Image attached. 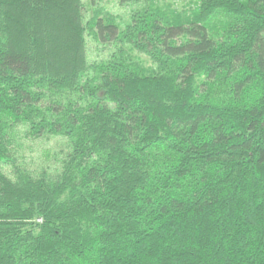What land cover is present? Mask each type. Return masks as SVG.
<instances>
[{
  "label": "trees",
  "instance_id": "1",
  "mask_svg": "<svg viewBox=\"0 0 264 264\" xmlns=\"http://www.w3.org/2000/svg\"><path fill=\"white\" fill-rule=\"evenodd\" d=\"M0 0V264H264V0Z\"/></svg>",
  "mask_w": 264,
  "mask_h": 264
},
{
  "label": "rangeland",
  "instance_id": "2",
  "mask_svg": "<svg viewBox=\"0 0 264 264\" xmlns=\"http://www.w3.org/2000/svg\"><path fill=\"white\" fill-rule=\"evenodd\" d=\"M116 2H117V0H108V1H107V6H108V8H109L110 10H112V11H115V12L118 11V10H117V6H116Z\"/></svg>",
  "mask_w": 264,
  "mask_h": 264
}]
</instances>
